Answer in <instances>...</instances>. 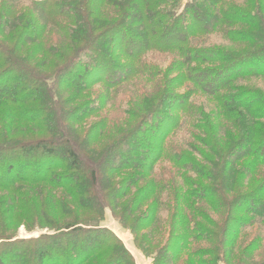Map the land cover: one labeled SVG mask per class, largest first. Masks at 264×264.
Listing matches in <instances>:
<instances>
[{
	"label": "trees",
	"instance_id": "1",
	"mask_svg": "<svg viewBox=\"0 0 264 264\" xmlns=\"http://www.w3.org/2000/svg\"><path fill=\"white\" fill-rule=\"evenodd\" d=\"M169 1L176 0L161 4ZM224 2L190 0L181 16L167 18L158 0H83L80 8L76 0H0V264H134L101 226L106 210L153 264H203L192 258L203 243L213 246L208 264L220 255L232 263L252 217L264 218V93L228 89L242 73L264 77V46L254 47L264 21ZM133 13L136 28H128ZM228 23L243 27L232 34L247 51L188 47L189 36ZM162 48L189 55V65L179 63L173 81L166 73L157 95L126 103L124 121L113 124L103 114L111 107L99 104L145 76L143 56ZM197 95L216 108L199 126L207 146L194 149L199 158L168 142ZM223 112L237 126L222 144L214 133ZM163 162L184 171L188 183H159L154 172ZM243 171L250 173L246 184ZM168 190L171 202L163 203ZM207 208L223 214L222 225ZM258 226L241 256L264 242V221ZM21 227L49 233L19 239ZM252 264H264V255Z\"/></svg>",
	"mask_w": 264,
	"mask_h": 264
},
{
	"label": "rangeland",
	"instance_id": "2",
	"mask_svg": "<svg viewBox=\"0 0 264 264\" xmlns=\"http://www.w3.org/2000/svg\"><path fill=\"white\" fill-rule=\"evenodd\" d=\"M78 3V6L81 4L83 0H76ZM163 0H158V11L162 14L166 15V17H179L184 11V8L186 7V4L190 2V0H176L174 2L169 1L168 3H162ZM22 3H26L27 1H21ZM20 2V3H21ZM226 5L228 6H234L238 9L244 10V11H250L254 14L261 15L260 20L264 21V0H225ZM26 5V4H24ZM225 6V4H224ZM226 7V6H225ZM80 8V6H79ZM216 13H218V7H216ZM107 11H117V6H110L107 7ZM78 17L81 18V13L78 14ZM130 17H132L130 19ZM130 17L127 19L128 22V28H136V26L130 27L129 24H132L134 22V13L130 15ZM166 25H168L169 21H164ZM142 25V22L139 24V26ZM243 27L239 26L238 24H225L221 28H219L217 31H210L205 32L201 35H191L189 36L187 40L188 47L194 48V49H218L222 51L223 53H232V51H236L237 53H243L247 51L249 48H247L246 43H237L235 42V36H233V32L242 30ZM263 29L264 32V22L262 23L260 30ZM210 30V29H209ZM256 32V31H255ZM258 32V30H257ZM262 37V40L259 41L254 47H261L264 46V36L260 35ZM259 47V48H260ZM169 49L162 48L161 51H150L147 52L142 60L145 64L148 65L149 69H147V72L145 76L136 78V81L134 84L129 85L128 88L124 90H118L116 92L115 97L111 102H108V104L105 106L104 104H99L102 107H105V110H108L110 107V110L108 112L103 111V114L105 113L109 119H111L112 123L115 124L116 122L118 124H121L124 119V111L128 107L125 105L126 103L135 102V100H139V97L141 95L150 96L152 94H158L163 86H165V78H168V80L173 81L176 76L180 75L179 66L178 64L181 62H186L185 65H189V62H187V58L189 55H185L181 51H174V52H168ZM184 56V57H183ZM191 68H195L194 65H190ZM211 66L216 67L217 63L212 64ZM185 72L187 71L186 68H184ZM167 76L164 78V75ZM188 73V74H186ZM182 72V74L189 75L190 71L188 72ZM236 74H238V71H236ZM248 74V73H247ZM261 74L256 75H245L241 74L236 79L233 80V82L230 84V88L228 89V93L236 94L238 90L240 89H247V90H259L264 93V77L260 76ZM185 81V80H184ZM183 81V82H184ZM182 82V84H183ZM171 84V83H170ZM185 85H189L186 83ZM96 89L100 90V87H95ZM176 92L182 93L184 90L182 87L175 88ZM106 92H102L101 96L103 98H106L104 96ZM132 95V96H131ZM110 96L109 98H111ZM134 97V98H133ZM107 99V98H106ZM132 99V100H130ZM191 102L193 103V110L192 113L189 115V119H187L186 123L177 130L168 140L170 143V149L173 151L175 149L178 150H185L187 152H191L194 156L199 158L196 153L194 152V149L197 150H206L207 146L205 145V141L203 139L204 133L200 131L199 126L203 125L206 121L209 120V118L212 116L213 113H215V103L208 99L205 96L197 95L191 99ZM138 104V103H137ZM219 114V113H218ZM203 115V117H202ZM227 114L225 112L221 113L220 120L221 123L219 128L217 129V136L221 138V142H225L229 132L231 130H234V128L237 126V121L235 119H229L225 118ZM90 120V119H89ZM96 120V117L94 118ZM212 120V118H211ZM211 120L209 122H211ZM205 159H212V157L205 155ZM209 168L211 167L210 163H205ZM213 172L215 169H213ZM169 171V173H168ZM158 174V180L159 183H165L169 185H177V186H185V183H188L187 180L184 179L185 172L180 169H174L170 167V165L167 162H163L162 164L159 163L155 167V172ZM164 174H167V176H164ZM238 175V174H237ZM190 179H196V176L188 174L187 176ZM250 177V173L248 171H243L240 176V183L246 184L247 180ZM234 182V181H233ZM239 184V181L236 182ZM203 184H212L209 181H206ZM218 184V181H217ZM238 186V185H237ZM172 192L166 191L162 196V202L168 203L171 202L172 199ZM165 207V205H164ZM166 208V207H165ZM207 210H210L207 208ZM208 214H210V218L213 220V222L222 225L224 216L223 214H213L210 210L208 211ZM162 216H166V213L163 212ZM253 220L249 223L248 228L246 227V239L242 242H237L235 246V251L232 252V263L231 264H252L256 260L259 259V256L261 254L264 255V242L259 240L260 242L257 245L253 246V252L252 253H246L243 256H241V252L244 248H249L251 245L252 239L256 235V228L259 227L258 224L261 221H264V218L259 217H252ZM200 220V219H199ZM202 222V221H201ZM204 225L208 226L205 222H203ZM261 225V224H260ZM101 226L104 228H107L109 231H111L124 245L126 250L130 253L131 257L133 258L134 264H153V260L151 256L145 255L139 248H137L134 244V239L131 234V232L128 229H124L113 217L111 212L109 210H106L104 213V219L101 222ZM208 227H211L210 225ZM212 228V227H211ZM264 231V227L262 228ZM49 233L46 231L42 232H33V233H27L25 232L24 228L18 229L17 237L19 239H27V238H35L39 236L40 234ZM257 236V235H256ZM262 238V236H260ZM204 244V243H203ZM199 245L200 251L196 250V253L192 258H194L196 261L202 262L203 264L209 260H213L214 257L209 255V252L211 249H213V246L208 245ZM256 246V247H255ZM224 248V247H223ZM251 254V255H250ZM259 254V255H258ZM220 255V254H219ZM241 256V257H240ZM219 260L215 263L212 262V264H228L226 261L225 255H220ZM241 258V259H240ZM186 258L183 259V262L179 264H186L185 262ZM190 260V259H189ZM193 260V259H192ZM168 264V262H167Z\"/></svg>",
	"mask_w": 264,
	"mask_h": 264
}]
</instances>
